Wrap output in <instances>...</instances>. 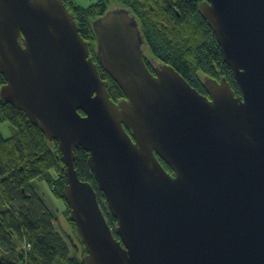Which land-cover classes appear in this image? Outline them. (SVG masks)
I'll return each instance as SVG.
<instances>
[{"label": "water", "instance_id": "obj_1", "mask_svg": "<svg viewBox=\"0 0 264 264\" xmlns=\"http://www.w3.org/2000/svg\"><path fill=\"white\" fill-rule=\"evenodd\" d=\"M195 1L240 95L210 78L209 98L169 64L154 74L122 7L93 22L100 65L125 93L114 102L64 0H0V97L57 142L86 264H264V0Z\"/></svg>", "mask_w": 264, "mask_h": 264}, {"label": "trees", "instance_id": "obj_2", "mask_svg": "<svg viewBox=\"0 0 264 264\" xmlns=\"http://www.w3.org/2000/svg\"><path fill=\"white\" fill-rule=\"evenodd\" d=\"M64 1L94 60L97 39L93 22L101 15L123 7L135 14L142 24L148 20L147 11L163 10L155 4L148 8L150 0H92L88 5L77 0ZM143 27L142 36L152 54L175 67L194 88H204L203 76L213 75L214 63L219 62L228 67L225 75L239 92L234 70L224 61L216 35L197 5L187 2L182 5L181 15H176L171 22L145 23ZM99 71L102 80L108 82L111 99L117 102L124 98L125 93L117 81L106 70L99 68ZM5 83V77L0 74V90ZM3 123H10L13 132L6 139L0 130V264H86L85 245L70 219V206L64 199L67 180L57 142L49 141L23 111L0 97V125ZM75 158L79 177L90 181L97 190L101 208L114 229L118 220L105 207L104 202H107L89 166L88 152L77 148ZM160 162L172 171L165 161ZM35 178L48 180L52 191L65 201L64 218L72 232L65 230L59 212L51 211L35 191L32 185ZM116 236L120 239L118 234Z\"/></svg>", "mask_w": 264, "mask_h": 264}, {"label": "flooded vegetation", "instance_id": "obj_3", "mask_svg": "<svg viewBox=\"0 0 264 264\" xmlns=\"http://www.w3.org/2000/svg\"><path fill=\"white\" fill-rule=\"evenodd\" d=\"M181 2H182V5H185L187 2H190L191 4H193L195 6L197 5L198 6V10H199V6L202 3L200 1L196 2L195 0H150L149 1L150 5H149L148 8H152V6L155 4V5H160V7H162L163 10H159L157 12H154L155 14L153 12L147 11L148 14L146 13V15H147V19L148 20L144 21L142 24H141V20L139 18H137L135 14H133L135 16L136 20H137L138 26H139L140 31H141V35H142V28H144L143 26H144L145 23H153L154 24V23L161 22V24H163V23H165V21H170L171 22L173 19H175L176 15L180 16L181 15V11H182ZM130 14H131V12H130ZM143 39H144V37H143ZM142 47H143V58L145 60V63L147 65V67L154 74H156L155 71L157 70V67L165 65L166 63L162 59H160V58H158V57H156V56H154L152 54L151 50H149V47H147L146 44H145V39H144V45ZM219 50L221 51L220 47H219ZM221 54H222V52H221ZM96 57H97V54H96ZM223 58H224V56H223ZM93 60H94V58H93ZM95 62L97 63L98 68H102L101 65H100V61L98 60V57L96 58ZM167 64H169V63H167ZM214 65H215V68H216V72L213 75H211V76L204 75L203 76V87L204 88H201V89L197 88L200 93H203L204 95L208 96L209 98H210V95L208 94L207 89L205 87V83H206V81L208 79L215 78L219 82H221L222 79L225 78L228 81V83H229V80H228L229 76L225 75V72L228 70V67L226 65H223V63L220 64L219 62L218 63H214ZM230 86H231V84H230ZM235 93H236V95H240L241 94V90H239V92L235 91ZM122 99H125V97L122 98ZM169 172L171 173V175L174 174L173 170L169 171Z\"/></svg>", "mask_w": 264, "mask_h": 264}, {"label": "rangeland", "instance_id": "obj_4", "mask_svg": "<svg viewBox=\"0 0 264 264\" xmlns=\"http://www.w3.org/2000/svg\"><path fill=\"white\" fill-rule=\"evenodd\" d=\"M82 4L88 5L92 0H77ZM94 1V0H93ZM5 135H10L9 132L5 130ZM32 185L36 192H39L44 202H46L47 206L54 209L51 210L53 212H59L62 223L64 224V228L67 232H72L71 225L66 223V218H64V209L66 207L65 201L62 198L57 197V195L52 191L51 186L45 178H35L33 179ZM105 207L107 208V203H105ZM81 238V237H80Z\"/></svg>", "mask_w": 264, "mask_h": 264}, {"label": "crops", "instance_id": "obj_5", "mask_svg": "<svg viewBox=\"0 0 264 264\" xmlns=\"http://www.w3.org/2000/svg\"><path fill=\"white\" fill-rule=\"evenodd\" d=\"M12 126H11V124L9 123H3V124H1L0 125V130H1V133H2V135H3V137L4 138H9L10 136H11V134H12V132H13V128H11ZM5 130H7L8 132H9V130H10V135H9V137H8V135H5ZM48 208L50 209V210H54V209H52V208H50L49 206H48Z\"/></svg>", "mask_w": 264, "mask_h": 264}]
</instances>
